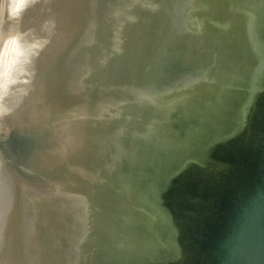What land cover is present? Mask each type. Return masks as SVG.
Returning <instances> with one entry per match:
<instances>
[{"label": "water", "instance_id": "obj_1", "mask_svg": "<svg viewBox=\"0 0 264 264\" xmlns=\"http://www.w3.org/2000/svg\"><path fill=\"white\" fill-rule=\"evenodd\" d=\"M0 155L3 264H264V0H69Z\"/></svg>", "mask_w": 264, "mask_h": 264}, {"label": "bare ground", "instance_id": "obj_2", "mask_svg": "<svg viewBox=\"0 0 264 264\" xmlns=\"http://www.w3.org/2000/svg\"><path fill=\"white\" fill-rule=\"evenodd\" d=\"M38 0H26L25 8L15 18L9 15L11 0L0 6V126L29 128L36 106L26 96L35 86L36 75L28 76L29 61L35 55L34 8ZM31 31V32H30ZM32 55V56H31ZM34 58V57H33ZM33 92V91H32ZM2 172L0 155V174ZM9 192L0 190V235L7 234L11 219L8 214ZM13 226V224H12ZM12 228V227H11ZM0 264L2 263L0 252Z\"/></svg>", "mask_w": 264, "mask_h": 264}, {"label": "rangeland", "instance_id": "obj_3", "mask_svg": "<svg viewBox=\"0 0 264 264\" xmlns=\"http://www.w3.org/2000/svg\"><path fill=\"white\" fill-rule=\"evenodd\" d=\"M34 12L35 29H31L34 37L35 55L29 61L30 71L28 76L31 80L32 74L36 75L35 86L28 90L26 96L31 100L35 94H40L46 79L65 19L69 11V0H38L37 7L31 10ZM30 31V32H31ZM34 57V58H33ZM33 91V92H32ZM38 98L34 99V106ZM12 227V228H11ZM15 231L12 222L8 226L7 233Z\"/></svg>", "mask_w": 264, "mask_h": 264}, {"label": "clouds", "instance_id": "obj_4", "mask_svg": "<svg viewBox=\"0 0 264 264\" xmlns=\"http://www.w3.org/2000/svg\"><path fill=\"white\" fill-rule=\"evenodd\" d=\"M25 6L26 0H11L9 5V15L13 18L17 17Z\"/></svg>", "mask_w": 264, "mask_h": 264}]
</instances>
